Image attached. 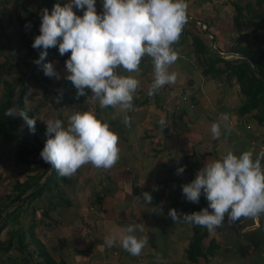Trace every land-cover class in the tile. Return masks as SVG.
<instances>
[{
	"label": "crops",
	"instance_id": "1",
	"mask_svg": "<svg viewBox=\"0 0 264 264\" xmlns=\"http://www.w3.org/2000/svg\"><path fill=\"white\" fill-rule=\"evenodd\" d=\"M56 3L63 7L68 0H56ZM186 3L188 4L187 23L178 43L173 45L179 57L169 68L170 73H177L176 82L166 84L155 94L149 95L154 80V66L147 55L141 60L138 74L127 73L121 69V74L132 75L140 81L132 102L134 110L126 113L131 119L130 127L123 123L124 113L111 106L101 107L98 102L91 99L92 93L88 94L86 89L84 99L77 97L75 87L69 86L64 87V91H69L66 97L68 102L56 98L60 106L72 107V114L74 111L90 110L98 119L109 123L111 129L119 136L120 148V159L113 168L97 169L91 164H86L74 175L67 177L66 183L59 182V189L63 192L61 196L51 198L52 192H46L29 203L28 208L32 206L34 214L28 215L27 218H30L32 223L38 222L34 229L37 239L43 241L56 260L62 259L65 264H163L156 252L162 245L158 238L159 231L155 230V227L161 229V234L165 237L174 233L176 223L168 213L172 203L188 202L182 192V185L192 182L191 164L188 162L191 151L196 150L204 155L207 153L205 159L206 157L221 158L229 149H233L232 152L237 156L244 151L252 150L253 160L264 151L263 135L257 136L252 126L247 125L253 119L239 118L236 114L237 93L235 91L227 93L231 88L229 85L210 76H204L196 61L198 46L192 43V35L199 37L203 45H209L210 48V38L205 34L208 29L218 41V46L224 47L226 35L220 32L219 21L217 22L219 18L215 16L219 15L220 6L216 7V3L210 0H186ZM15 6L20 7V10L17 8L14 11ZM44 6L42 0H0V64L3 63L4 58H8L9 61L13 59L9 63V76L6 74L8 66L4 64L0 67V79L9 77L11 81L14 78L18 79L17 76L22 73H26L27 76L30 67L26 69L22 62L23 52L16 51L20 44L23 45L18 32L28 35L34 42V38L40 34L41 10L45 8ZM95 6L97 13L102 14L103 0H96ZM32 7L36 12L38 10V13H35ZM50 8L48 7L49 13H51ZM207 9L216 12L206 18ZM73 11L76 15L83 16V10L75 6ZM232 15L231 12V24ZM225 20L229 21V15ZM220 25H223V19ZM262 34L264 35V31ZM2 35L9 37V49L8 41L2 38ZM236 37L235 32L227 37L230 45ZM3 50L8 52L7 56L3 55ZM223 51V54H229L224 48ZM66 54H69V57L67 56L69 59L71 53ZM66 59L63 61L65 64ZM11 64L14 66H10ZM58 67L63 66L60 64ZM60 70L62 72L59 73L64 75H59V79L48 77V82L42 79L38 85L31 84L28 91V97L31 94V98L26 99V105L39 107L35 112L38 127L36 131H42L44 134L45 123L49 119H60L67 127L69 117L72 115L62 119L59 110L65 107H59L58 110L51 108L52 99L60 97L52 92L55 91V85L68 81L66 69ZM181 75L179 81L178 77ZM42 83L47 89H40L39 85ZM41 90L43 91L39 95L38 91ZM2 92L3 86L0 83V100ZM153 96L158 102L151 105L150 100ZM53 106L56 108L55 105ZM221 114H227L229 119L227 121L221 119ZM161 120H164L165 124H161ZM253 122L256 129L259 127V130L264 129L254 120ZM213 123H219L221 126V135L218 139L212 137ZM226 125L231 129L230 132ZM205 143H208L210 148L205 147ZM9 146V140L0 138V208L8 204L9 191L13 183L23 182L29 175L26 170L32 167L20 163L16 158V147L9 149ZM183 149L186 150L187 155L183 153ZM183 166H186L184 172L178 174L177 169ZM198 167L202 169L203 162ZM49 170L50 166L47 171L40 165L37 176L44 173L43 179ZM197 173L196 169L193 179L196 178ZM144 192L152 195L151 204L144 203L142 196ZM136 197H139L140 201ZM133 223L144 227L145 235L140 230H137L135 235L146 236L148 245L137 258H130V254L119 243L121 234ZM143 223L146 225H142ZM241 223L242 227H249L244 233H241L240 229L243 228L240 227L239 234L258 232L253 236L261 240L260 244L264 242V214L255 218H243ZM106 237H115L117 241L115 246L107 247ZM224 250L228 248L225 247ZM262 250L264 253V247Z\"/></svg>",
	"mask_w": 264,
	"mask_h": 264
},
{
	"label": "clouds",
	"instance_id": "2",
	"mask_svg": "<svg viewBox=\"0 0 264 264\" xmlns=\"http://www.w3.org/2000/svg\"><path fill=\"white\" fill-rule=\"evenodd\" d=\"M95 5L96 0H68L63 7L55 4L51 13L47 8L42 9L40 34L32 44L40 50L39 59L33 62L41 65L47 50L57 45L61 56L70 52L66 79L77 89V97L90 89L94 102L104 108L119 109L124 113L123 123L130 127L131 119L126 113L134 110L132 102L140 81L132 75L121 74V69L138 74L141 60L147 55L154 66L149 95L166 84L175 83L177 73H170L169 68L179 57L173 45L178 43L187 23L188 4L186 0H103L102 14L97 13ZM74 6L83 10V16L76 15ZM43 71L48 77L60 78L51 62L43 64ZM5 115L22 117L34 133L36 119H29L28 113L11 107ZM221 119L227 121L229 117L221 114ZM45 124L48 139L40 156L60 176H72L86 164L108 170L118 163L119 136L93 111H74L67 127L60 119H49ZM161 124L165 121L161 120ZM211 133L214 139L220 137L219 123L212 124ZM261 160H264V151L255 160L252 150L239 156L228 151L220 159L206 163L191 183L182 185V192L192 203H199L203 193L208 207L191 214L170 209L168 215L174 222L213 231L223 225L226 214L229 223L264 214ZM185 167H179L177 173L182 174ZM142 196L145 204L152 203L150 193L144 192ZM137 230H143L140 224H130L119 238L121 247L133 256H139L147 244L146 236L135 235ZM116 242L115 237L105 238L109 248Z\"/></svg>",
	"mask_w": 264,
	"mask_h": 264
},
{
	"label": "trees",
	"instance_id": "3",
	"mask_svg": "<svg viewBox=\"0 0 264 264\" xmlns=\"http://www.w3.org/2000/svg\"><path fill=\"white\" fill-rule=\"evenodd\" d=\"M42 1L45 8L48 9L46 1ZM50 3L52 10L55 5L54 0H51ZM228 3L232 9V25L237 37L233 40L226 53L244 56L249 60L250 64L247 63L245 59L237 57L224 58L212 52L209 45H203L202 41L199 40V37L192 35V43H194L195 46H198V56H196V61L204 76H210L211 78L218 79L222 82L225 81L227 85L231 84V81L235 79L238 86V105L236 106L237 116L239 118L246 117L253 119L259 126L264 127V35L262 34V31H264V0H255L254 2H248L245 5L233 1ZM18 35L20 36V39H22L23 45L20 44L16 51L23 52L22 62L27 69L32 65L33 61L37 59L40 50L32 47L33 40L28 37V35L19 32ZM215 41V43L218 42L217 40ZM216 49L218 52L224 53L223 48L220 47V45L218 46V43ZM47 51L48 55L41 65L35 64L32 67L30 77L26 81L25 86L21 89L16 101V109L28 113L29 119H36L35 112L39 108L37 105L30 107L26 105L30 85L33 83L38 85L42 82V79L47 82L45 79L48 78V76H46L43 71L44 63L51 62L54 65L56 61H64L67 57L66 54L63 56L60 55L57 46L52 47ZM7 60L8 58H4L0 67H3L4 64L8 65L6 64L8 62ZM10 66L14 65L11 64ZM36 67H39V72H37V74L35 73ZM6 69V74L9 76V66ZM17 77L18 79H13L15 81H9V77L8 79H0V83H2L3 86L0 100V135L4 132L7 136V140H13L17 149V160L20 163L31 165L32 167L26 170L29 175L23 182L16 181L13 183L11 190L9 191L10 199L8 204L0 208V219L6 209L17 202L42 179L44 173L37 176L40 165L44 166L47 171L49 169L48 163H45L41 158V152L37 147L33 145L27 137L19 133L17 128V117L14 118L5 115V112L12 107V101L17 96L18 88H20V85L24 82L26 73L19 74ZM15 85H17V87H15ZM65 86L74 87L71 81L68 80L63 84L57 83L55 85V91L52 92L59 96H63L64 94L68 96L69 91H64ZM45 88L47 89V87ZM86 92L90 94L91 90L86 89ZM80 98L84 99V96H80ZM20 118L26 131L34 137V140L43 149L44 147L35 133L38 128L37 123H35V131L33 133L29 130V127L23 118ZM5 131H8L9 134ZM262 145L264 146V140H262ZM37 159L40 160L39 164L36 162ZM35 164L36 166L34 167ZM194 164L196 165V168L199 165L197 160L194 161ZM192 171H194V169L190 168L191 173ZM191 180L193 181V177H191ZM59 182L66 183L67 177H62L58 172L53 170L51 175L37 191L32 193L23 204L8 214L7 219L0 227V235L8 225L10 226L11 224L13 225L14 223H17L16 225H19V227L15 232L10 231L8 233L7 240H0L1 253H8L13 248L21 252L23 248L26 247L29 241H24V229L19 223V219L21 218V212L19 213V211L22 206L29 205V203L46 192H52L50 195L51 198H54L57 195L61 196L63 192L59 189ZM203 201L204 199H200V203H192L189 201L185 203L174 202L170 205V208L176 209L179 213L191 214L192 212H198L204 208L205 204ZM34 229L35 225L29 226V237L30 240L32 239L33 241H36L37 237ZM211 232L212 231H209L205 227L193 225L189 245L185 248L186 258L189 263L197 264L200 258L207 262L209 257L214 256L219 245L215 239L210 236ZM204 240H208L206 246L202 243ZM36 242H34V244ZM39 244V247L35 244L37 245L35 256L36 264H65V261L62 259L56 260L43 243L40 242ZM29 256L31 257V255H28L27 258L22 257V255L21 257H9V260H14L15 264H34L32 263V258H30L31 260L28 258Z\"/></svg>",
	"mask_w": 264,
	"mask_h": 264
},
{
	"label": "rangeland",
	"instance_id": "4",
	"mask_svg": "<svg viewBox=\"0 0 264 264\" xmlns=\"http://www.w3.org/2000/svg\"><path fill=\"white\" fill-rule=\"evenodd\" d=\"M205 1H207V0H205ZM210 1L215 2L217 5L216 7L220 6V10L218 12L219 15H215V16L217 17V19L219 18V20H217V22L219 21L218 26H219L220 32L224 33L226 35V41L223 43V45H224L223 48L225 50H228L230 47V43H229V41H228L229 39L227 37L230 34H232V32H235L234 28L231 24V19H230V14L232 12V9L229 6L228 2L233 1V2H237L241 5H245L246 3L254 2L255 0H210ZM18 4L20 5V2H18ZM18 4H17V6H18ZM55 4H57L56 0H55ZM17 8H18V10H20V7H16L14 9V11ZM34 11H35V9H34ZM214 12H216V11L211 10V9H207L206 13L208 16H206V18H209L210 14L211 13L214 14ZM35 13H38V10H37V12L35 11ZM228 15H229V21L225 20V18ZM221 19H223V25H220ZM8 22H9V17H8ZM2 38H5V40L8 41L7 42V44H8L7 48L9 49V37L2 35ZM14 52H16V51L14 50ZM7 54H8V52H4V50H3V55L7 56ZM66 55L69 57V54H66ZM68 57H66L67 58L66 60H68ZM228 57H230V56H228ZM12 60L13 59H10V61H9V59L7 60L8 61L6 63V64H8L7 66H9V63H11ZM60 64L63 67L59 68L58 65H60ZM54 65H55V67H54L55 70L58 71L57 73L59 75H64V74H61L59 72H62L60 69H64V68L66 69V64L63 63V61H56V63ZM37 72H39V67L35 68V73L37 74ZM185 74H183V76H185ZM181 77H182V75L178 77L179 81H180ZM14 79H16V78H14ZM45 80L48 82L49 78H46ZM223 83H225V81ZM21 86H22V84L20 85V87ZM39 86H40V89L45 88V85L43 83ZM229 86L231 88H230V90H227V93L229 91L232 93L235 91V93H237L238 86H237L235 79H233L231 81V84H229ZM31 90H34V89H31ZM42 91L43 90L38 91V94L40 95L41 94L40 92H42ZM34 93H35V91H34ZM66 97H67V95L64 94L62 97L60 96V97H55L54 99H52V101L50 103L51 108L58 110V108L60 107V104L57 103L56 98L57 99L59 98L61 101L64 100V102L65 101L68 102ZM28 98H31V94L29 95ZM235 99H236V97H235ZM150 101H151L150 102L151 105L156 104L158 102V100H156V97H154V96L152 97V99ZM53 105H55L56 108H54ZM72 109H73L72 107H70L69 105L68 106L66 105L64 109L59 110L60 111L59 116H61L62 119L70 116L73 112ZM247 125H251L252 129H254L253 130L254 133H256V135L259 137L263 135V139H264V129L259 130L260 127H259V129H256V126H254L253 120H251V122L249 121V123H247ZM5 132H8V131H5ZM35 133L38 136L39 141L42 143V145L44 147L45 141L48 139V137L42 131H40V132L35 131ZM8 134H9V132H8ZM0 138H2V140L8 141L6 139L7 136L4 132L0 135ZM9 143H10L9 149H14V147H16L15 142L13 140H9ZM217 144H219V143H217ZM241 144H243V143H241ZM204 146L210 148V145H208V143H205ZM9 149L7 150L8 152H9ZM245 149H248V148H245ZM232 150L233 149H229L226 152L232 151ZM183 151H184L183 153L185 155H187L186 150L183 149ZM206 155H207V153L205 155L203 153L199 154L196 150H195V152L191 151V156H189L190 159H188V162L191 164L190 168L194 169V171H192V173L190 172L191 177L194 178L196 169L198 170V172L200 170L199 167H197V168L195 167L196 166L194 164L195 160H197L200 163L198 166H200L203 162V167H204V165L206 163H210L213 160L220 159V158H216V157L215 158L206 157L204 159V157ZM36 162H38V164H39V161L36 160ZM261 164H262L261 165L262 168H264V160H261ZM35 166H36V164L34 165V167ZM193 166H194V168H193ZM189 177H190V175H189ZM200 199H204V201H203L205 204L204 208H207L208 207V201L206 200V197L203 195V193L201 194ZM28 207H29L28 205H24V206H22L21 210L19 211V213L21 212V218L19 219V223H20V225H22V227L24 229V232H23L24 237H25L24 241H26V242L29 241V243L26 245L25 248H23V250L21 252L17 251L15 248L11 249L10 252L5 253V254L0 252V264H15L14 260L13 261L9 260V257H21V255H22V257H26V258L28 255H31V257L29 256L28 258L29 259L32 258V263L36 264V257L35 256H36V251H37V245L39 247L40 246L39 243L41 241L39 239H36L37 242L33 241L32 239L30 240V237H29L30 230L28 231L27 229H28V226L30 225V223H32V221L30 220V218H27V216L34 214V211H33L32 206L30 208H28ZM211 211L212 210L209 209V212H211ZM243 218L244 217H242L240 220H237L233 223H229L228 216L226 214L225 219L223 221V225L221 227L213 230L212 234H211V236L214 237L215 241L219 244V246H220L219 250H217L215 252L214 256L209 257L207 262H205L202 258H200L199 262L197 264H264V253L262 250V247H264V242H262L260 244L261 240L258 238H255L253 236V235H256L258 232H255L252 234H244V235L238 233V229L240 227L243 228V229H240L241 233L248 231L249 226L248 227H242L241 220ZM244 219H246V218H244ZM164 223H166V222L164 221ZM175 223H176V226L174 228V233H172L170 236L166 235V237L163 236V234H161V232H162L161 229L159 230L158 227L157 228L155 227V230L157 229L159 231L158 233L160 236H158V238H160L159 240H161V245H162L159 249H157L156 252L159 256V259L163 261V264H192V263H189L187 258H186L185 248L187 247V245L190 241L194 224L183 223L180 221H177ZM16 224L17 223H14L13 225L11 224L10 226L8 225L1 232V235H0L1 241H5L8 239V233L10 231L15 232L17 230L19 225H16ZM33 225H38V222L37 221L33 222L32 226ZM142 225L145 226L146 224L143 223ZM142 229H143L142 230L143 235H145L144 227H142ZM155 234H157V233H155ZM143 235H140V236L143 237ZM34 242H36L35 244H37V245H35ZM41 243H43V241ZM202 243L204 244V246H206L208 244V240H204ZM259 244H260V246H259L260 248L258 247ZM146 246H148V245L146 244ZM225 247H227L228 250L225 251L224 250ZM144 248H146V247H144ZM129 256H130V258H137V256H133L131 254Z\"/></svg>",
	"mask_w": 264,
	"mask_h": 264
},
{
	"label": "water",
	"instance_id": "5",
	"mask_svg": "<svg viewBox=\"0 0 264 264\" xmlns=\"http://www.w3.org/2000/svg\"><path fill=\"white\" fill-rule=\"evenodd\" d=\"M45 1H46L47 5H48L49 7H51V6H50V1H51V0H45ZM50 9H51V8H50ZM199 25H201V26L203 27V25H202L201 23H199ZM205 34L210 38V49H211L213 52L217 53L218 55L223 56L224 58L230 56V57H237V58L245 59V61H246L247 63L250 64L249 60H248L246 57H244V56L236 55V54H223V53L221 54V53L217 52V50H216V48H215V39H214L213 35L210 34L207 30L205 31ZM37 59H39V56H38ZM37 59H36V60H37ZM34 65H35V63H33V64L30 66V68H29V70H28V74H27V76H26L24 82L22 83L21 88L19 89V91H18V93H17V96H16L15 99L12 101V107H15V108H16L15 105H16V101H17V99H18L19 93H20L21 89L25 86L26 81L29 79V77H30V71H31V69H32V67H33ZM16 117H17V128H18L19 133L22 134L23 136L27 137V138L31 141V143H32L33 145H35V146L37 147V149L41 152L43 149L37 144V142L34 140V137H33L32 135H30V134L26 131V129L24 128V126H23V124H22V122H21V118H20V116L17 115ZM49 166H50V170H49L48 174L45 175L44 178H43L40 182H38L35 186H33V187H32L27 193H25V194H24V195H23V196H22L17 202H15L14 204H12V205H11V206H10L5 212H4V214L2 215V217H1V219H0V227L2 226L3 222L7 219L8 214H9L11 211H13L15 208H17V207L20 206L21 204H23V203L25 202V200H26V199H27L32 193H34L35 191H37V190H38V189L44 184V182H45V181L47 180V178L50 176L51 172L54 170L50 164H49Z\"/></svg>",
	"mask_w": 264,
	"mask_h": 264
},
{
	"label": "built area",
	"instance_id": "6",
	"mask_svg": "<svg viewBox=\"0 0 264 264\" xmlns=\"http://www.w3.org/2000/svg\"><path fill=\"white\" fill-rule=\"evenodd\" d=\"M60 107H61V108H64L65 106H64V105H61Z\"/></svg>",
	"mask_w": 264,
	"mask_h": 264
}]
</instances>
